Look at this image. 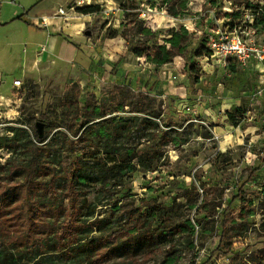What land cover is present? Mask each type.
Here are the masks:
<instances>
[{
	"label": "rangeland",
	"instance_id": "obj_1",
	"mask_svg": "<svg viewBox=\"0 0 264 264\" xmlns=\"http://www.w3.org/2000/svg\"><path fill=\"white\" fill-rule=\"evenodd\" d=\"M228 1L0 0V138L11 134V127L22 126V118L34 115L36 121L42 122V109L49 113V121L62 124L60 95H55L57 105L53 106L49 79L40 95L33 82L40 73L36 70L39 57L33 55L32 43L41 39L42 32L32 23L41 17L32 13L45 3L53 14L60 7L68 12L70 18L61 19L65 24L77 18L91 21L88 30L117 49L118 63L132 62L139 69L134 82L120 84L126 87L133 106L103 118L116 115L139 119L130 135L113 137L102 144L105 149L119 147L123 164L100 176L93 161L84 162L88 174L101 178L90 188L97 204L95 215L112 217L111 227L115 230L130 217H139L140 211L159 206L171 212V222L190 218L195 227L176 234L172 244L166 242L146 255L118 256L102 264H201L204 260L209 264H241L257 251L264 253V94L260 98L254 96L258 71L247 70L234 61L225 64L204 49L203 56L198 55L201 34L189 30L192 22L189 29L183 23L197 17L201 7L205 10L226 6L229 10L232 6ZM230 1L236 3V9L228 17L219 12L223 23H234L246 31L254 27L264 41V0ZM85 7L94 12H81ZM197 24L203 27L202 22ZM86 30L87 27L81 32ZM160 47L181 50L182 54L171 63L156 67L154 51ZM136 49H144L147 54L138 57ZM149 66L157 68L158 78L155 86L144 90L137 85L149 83L142 77ZM164 68L168 69L165 75L161 73ZM174 74L178 75L175 80ZM74 76L68 78L63 96L66 100H78L83 105L88 99L116 109L118 104L110 100L115 85H95L90 80L87 86H81ZM15 79L23 80V86L13 88ZM142 108L158 114L159 118L153 119L160 129H146L142 121L151 117ZM228 112L233 113L237 124L229 119ZM166 123L170 126L166 127ZM28 125L26 122L23 126L29 128ZM146 153L151 154L150 167L139 163ZM133 155L137 156L132 158ZM9 156L7 150L0 149V162ZM74 159L68 156L64 165ZM253 171L256 172L251 177ZM238 194L244 196V201ZM223 223L229 244L213 250L223 232ZM240 231L244 232L237 236Z\"/></svg>",
	"mask_w": 264,
	"mask_h": 264
},
{
	"label": "trees",
	"instance_id": "obj_2",
	"mask_svg": "<svg viewBox=\"0 0 264 264\" xmlns=\"http://www.w3.org/2000/svg\"><path fill=\"white\" fill-rule=\"evenodd\" d=\"M81 12L91 14L94 10L85 7ZM229 24L231 28L236 26ZM257 25L255 21L254 26ZM200 41L202 47L198 55L203 56L202 49L210 55L205 36H201ZM156 50V67L171 63L176 55L182 54L181 50L165 47ZM135 54L141 57L147 51L136 49ZM110 98L112 103L118 104L116 109L88 99L81 105L78 100L63 98L59 103L62 124L49 121V113L42 109V132L34 128L39 121L32 115L22 118L19 122L22 126L11 127V134L0 138V149L10 153L0 162V264H102L118 256L146 255L166 242L172 244L171 239L185 229H194L190 218L181 223L171 222V212L159 206L140 211L139 217H130L123 227L115 230L111 227L112 217L95 215L97 204L90 188L101 178L88 174L84 162L93 161L100 176L121 166L124 158L120 148L105 149L102 144L113 137L130 135L139 124L137 117L115 115L103 119L125 106H133L123 85L116 84ZM141 111L152 118L143 119L146 129H160L153 119L159 118L158 114L144 108ZM228 117L237 124L233 113L228 112ZM46 121H49L47 125ZM26 122L29 128L23 126ZM68 156L75 159L64 165ZM150 157L151 154L146 153L139 163L150 167ZM237 196L244 201L242 194ZM225 225L223 223V232L213 250L229 244ZM243 232H238L237 236ZM263 262L264 253L257 251L241 264ZM201 264L209 262L204 260Z\"/></svg>",
	"mask_w": 264,
	"mask_h": 264
},
{
	"label": "crops",
	"instance_id": "obj_3",
	"mask_svg": "<svg viewBox=\"0 0 264 264\" xmlns=\"http://www.w3.org/2000/svg\"><path fill=\"white\" fill-rule=\"evenodd\" d=\"M32 14L45 17L47 22L51 23V25L45 27L38 24L39 19L32 22L41 29L39 32H42L41 39L36 43H32L33 55L39 57L36 70L40 73V78H35L33 82L37 86L40 95L44 93L42 88L46 80L49 79L48 92L51 97V104L57 105L54 103L55 95H60L59 102L62 101L68 78L73 75H75L74 81L81 86H87L90 80L95 85L99 84L107 87L136 80L139 74L137 64L132 62L119 64L117 49L110 48L107 41L103 42L102 36L88 30V25H92L91 21L87 23V21L77 18L75 21L65 24L62 22L61 17H53L54 14L47 3L38 7ZM70 14L72 15V13ZM86 27L87 30L82 33ZM28 52L26 50V53ZM183 65L181 66L183 67ZM114 66H117L116 70H113ZM152 67L149 66L148 71L146 69L145 75L142 76L149 83L146 84L145 81V85H137L141 89L146 90V88L150 89V87L155 86L158 78L155 73L158 70ZM133 82L132 85H134ZM14 87L16 86L13 84ZM180 94L184 96L182 90ZM39 95L36 96L37 101L40 100Z\"/></svg>",
	"mask_w": 264,
	"mask_h": 264
},
{
	"label": "built area",
	"instance_id": "obj_4",
	"mask_svg": "<svg viewBox=\"0 0 264 264\" xmlns=\"http://www.w3.org/2000/svg\"><path fill=\"white\" fill-rule=\"evenodd\" d=\"M228 2L232 6L229 10L226 6L208 7L205 10L201 7L198 9L197 15H195L197 17L190 18L191 21H183L184 27L189 29L191 26L189 22H192L191 29L189 30L205 36L207 49L211 56L220 57L225 64L229 61H234L247 70H257L258 75L254 88V96L260 98L264 94V41H261L258 37V29L254 27H250L249 31H246L239 30L237 26L231 28L229 23L228 25L223 23V17L219 16V12H223V16L228 17L226 14L234 12L236 9L233 6L234 2L230 0ZM74 8L72 6V10ZM57 16L64 18L66 21L70 18L68 12L63 7H60L58 12L54 13L53 17ZM197 22H202L203 27H199ZM38 24H42L43 26L49 25L45 17H41L38 20ZM152 68L154 69L155 67ZM167 70V68H164L161 70V73L165 75L167 74ZM177 77V74L173 75L174 80ZM23 83L24 81L21 79H15L13 82L16 87L23 86Z\"/></svg>",
	"mask_w": 264,
	"mask_h": 264
},
{
	"label": "water",
	"instance_id": "obj_5",
	"mask_svg": "<svg viewBox=\"0 0 264 264\" xmlns=\"http://www.w3.org/2000/svg\"><path fill=\"white\" fill-rule=\"evenodd\" d=\"M38 128H39V131L42 132V129H43V124L41 122H39L37 124Z\"/></svg>",
	"mask_w": 264,
	"mask_h": 264
}]
</instances>
